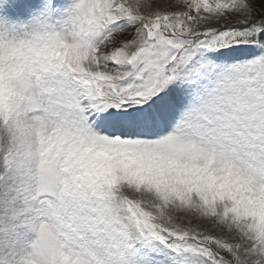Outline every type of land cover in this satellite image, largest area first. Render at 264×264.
I'll return each mask as SVG.
<instances>
[{
    "label": "snow or ice",
    "instance_id": "1",
    "mask_svg": "<svg viewBox=\"0 0 264 264\" xmlns=\"http://www.w3.org/2000/svg\"><path fill=\"white\" fill-rule=\"evenodd\" d=\"M0 264H264V0H0Z\"/></svg>",
    "mask_w": 264,
    "mask_h": 264
}]
</instances>
